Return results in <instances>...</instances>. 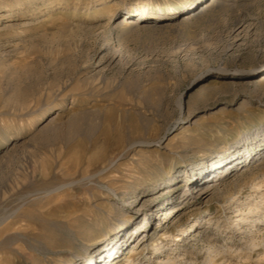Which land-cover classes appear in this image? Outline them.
<instances>
[{"label": "rangeland", "instance_id": "374dc122", "mask_svg": "<svg viewBox=\"0 0 264 264\" xmlns=\"http://www.w3.org/2000/svg\"><path fill=\"white\" fill-rule=\"evenodd\" d=\"M144 1L0 0V264H264V0Z\"/></svg>", "mask_w": 264, "mask_h": 264}, {"label": "bare ground", "instance_id": "6f19581e", "mask_svg": "<svg viewBox=\"0 0 264 264\" xmlns=\"http://www.w3.org/2000/svg\"><path fill=\"white\" fill-rule=\"evenodd\" d=\"M150 4V0H145L144 2H140L138 5H136L135 7H134V11L135 12H137V13H143V10H144V8L145 7H148V5ZM209 5V4H208ZM210 7V6H209ZM198 14V13H197ZM146 17V16H145ZM135 18V15L132 13L131 15H130V18H128V19H122L121 20V22H120V24H121V26H123V27H130V26H132L133 24H135L134 23V21L132 20V19H134ZM240 158H236V159H232L231 161H227V163H226V165L225 166H221V172H224V171H226V170H228L229 168H232V167H235V166H237L238 164H240L242 161H240L239 160ZM245 159H247V158H245ZM235 162L234 164H232V162ZM218 165H219V162L217 163V169H218ZM188 178V177H187ZM220 178V177H219ZM223 178V177H222ZM253 180H254V178H253ZM254 182V181H253ZM256 187L254 188V189H258L259 188V186H257V185H255ZM261 186V185H260ZM253 187V186H252ZM232 198V197H231ZM238 210V209H237ZM254 211H253V209L250 207V208H248L247 209V213H241V210H239V213L240 214H238V215H236L235 217H234V222H233V227H232V230H235V229H238V227H239V225L240 224H246V223H252L253 225H251V227H255V223L257 222H261L262 223V221H258V220H252V219H250V216L252 215V213H253ZM257 213V212H256ZM251 214V215H250ZM254 214V213H253ZM263 218H264V215H263ZM209 220V219H208ZM192 225H194V226H196L195 227V229H197V226L199 227L200 226V223H197V224H195V223H193ZM191 225V226H192ZM143 225H140V226H137V230L139 231V236L135 239V241L137 240H139L140 239V237L144 234V231L142 230V227ZM201 228H203V227H199V229H201ZM250 229V228H249ZM187 230H189L188 229V227L187 228H185V227H183V228H181L180 230H179V232H180V234L178 235L179 236V238L177 239V240H175V238H173V242H182V241H184L185 242V240L187 239V236L190 234V232H192V231H187ZM187 232H189V233H187ZM177 236V237H178ZM144 239L142 238V239H140V241H139V246H141V245H143V243H144V241H143ZM135 241H133V243L135 242ZM125 242V240H124V238H123V236L121 235V236H119L118 237V239L115 241V242H113V243H111L112 245H111V247H110V249H104L101 245L100 246H98L97 247V249H98V253H97V255L95 256V258H94V260L92 261V260H90V258H86L85 259V262L86 261H88V264H99V263H101V262H104L103 260H101V256L103 255V254H105V251H107V252H110V253H108L109 255L107 256V257H111V259L113 260V259H115V255H116V253H118V251H120V249H121V247L125 244L124 243ZM183 243V242H182ZM176 244V243H175ZM181 244V243H180ZM177 246H179V245H175V248H177ZM179 248V247H178ZM132 249V248H131ZM177 251V250H176ZM85 252H87V249H85ZM175 252V251H174ZM132 253H134V251L132 252ZM128 260H129V257H127L126 258V261L128 262ZM168 262H162L161 264H167ZM170 263V262H169ZM175 263V262H174Z\"/></svg>", "mask_w": 264, "mask_h": 264}]
</instances>
